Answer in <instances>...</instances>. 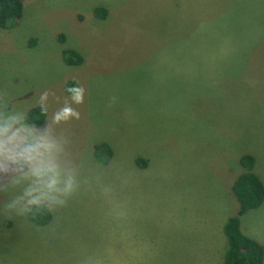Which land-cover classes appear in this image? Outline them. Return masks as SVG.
Segmentation results:
<instances>
[{
    "label": "rangeland",
    "instance_id": "1",
    "mask_svg": "<svg viewBox=\"0 0 264 264\" xmlns=\"http://www.w3.org/2000/svg\"><path fill=\"white\" fill-rule=\"evenodd\" d=\"M23 5L0 28V111L41 107L47 93L44 123L80 187L47 226L0 213V264H221L244 154L264 181V0ZM65 49L84 62L67 64ZM65 106L78 115L53 123ZM101 142L114 150L108 165L94 156ZM242 229L264 246V204Z\"/></svg>",
    "mask_w": 264,
    "mask_h": 264
},
{
    "label": "clouds",
    "instance_id": "2",
    "mask_svg": "<svg viewBox=\"0 0 264 264\" xmlns=\"http://www.w3.org/2000/svg\"><path fill=\"white\" fill-rule=\"evenodd\" d=\"M72 100L80 103L82 88L70 89ZM48 94L41 97V107ZM78 115L70 106L60 109L53 123ZM0 193L6 200L0 213L10 219L34 218L64 207L80 187V177L68 162L63 139L52 123L43 127L29 111L9 103L0 111ZM85 264H105L90 257Z\"/></svg>",
    "mask_w": 264,
    "mask_h": 264
},
{
    "label": "trees",
    "instance_id": "3",
    "mask_svg": "<svg viewBox=\"0 0 264 264\" xmlns=\"http://www.w3.org/2000/svg\"><path fill=\"white\" fill-rule=\"evenodd\" d=\"M23 7V0H0V28L8 29L10 20L20 19L23 15ZM95 14L100 19H105L107 9L98 6L95 9ZM61 40H64V37ZM63 54L69 65L78 66L84 62V57L75 49H65ZM67 86L70 93V89L76 88L74 82H69ZM47 114L48 110L45 107H37L29 111L30 117L41 126L44 124ZM94 156L101 164L108 165L114 157V150L107 143H97L94 146ZM136 163L145 168L148 161L139 158ZM255 164L256 157L254 155L244 154L241 157L244 172L237 177L232 185V192L238 200L239 210L236 215L226 220L223 227L227 249L221 264H264V246L242 229V218L251 210L264 204V181L254 171ZM30 219L39 226H47L53 219V213Z\"/></svg>",
    "mask_w": 264,
    "mask_h": 264
},
{
    "label": "crops",
    "instance_id": "4",
    "mask_svg": "<svg viewBox=\"0 0 264 264\" xmlns=\"http://www.w3.org/2000/svg\"><path fill=\"white\" fill-rule=\"evenodd\" d=\"M254 171H255V168H254ZM257 173V171H255ZM258 174V173H257ZM259 175V174H258Z\"/></svg>",
    "mask_w": 264,
    "mask_h": 264
}]
</instances>
